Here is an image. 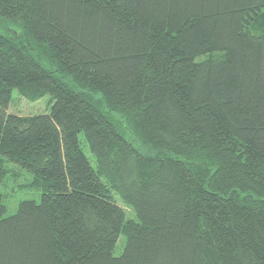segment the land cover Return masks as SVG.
<instances>
[{
	"label": "trees",
	"instance_id": "trees-1",
	"mask_svg": "<svg viewBox=\"0 0 264 264\" xmlns=\"http://www.w3.org/2000/svg\"><path fill=\"white\" fill-rule=\"evenodd\" d=\"M10 178L0 264H264V0H0Z\"/></svg>",
	"mask_w": 264,
	"mask_h": 264
},
{
	"label": "rangeland",
	"instance_id": "rangeland-1",
	"mask_svg": "<svg viewBox=\"0 0 264 264\" xmlns=\"http://www.w3.org/2000/svg\"><path fill=\"white\" fill-rule=\"evenodd\" d=\"M51 111V105L49 97H44L38 101L31 102L21 97L17 90L13 91L12 100L8 109V113L22 115V116H34L41 114H49ZM84 146L85 153L90 158L93 165H95V159L92 156L87 146ZM26 176L29 175L26 173ZM31 177V176H30ZM27 180H15L14 178L7 179L3 185L0 186V193L6 199L7 215H12L16 212L17 206L21 201L34 200L40 201L41 193L38 191H29L22 189V186ZM118 204L124 209L127 219H135V213L132 209L127 207L119 197ZM120 202V203H119ZM120 238L117 247L115 249V255L118 256L122 253L124 247V240Z\"/></svg>",
	"mask_w": 264,
	"mask_h": 264
}]
</instances>
